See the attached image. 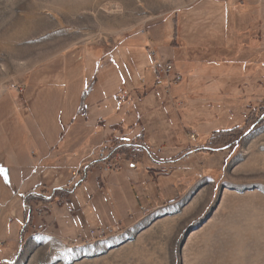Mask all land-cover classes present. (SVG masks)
Wrapping results in <instances>:
<instances>
[{"label": "rangeland", "instance_id": "rangeland-1", "mask_svg": "<svg viewBox=\"0 0 264 264\" xmlns=\"http://www.w3.org/2000/svg\"><path fill=\"white\" fill-rule=\"evenodd\" d=\"M0 169V264H264V0H0Z\"/></svg>", "mask_w": 264, "mask_h": 264}, {"label": "crops", "instance_id": "crops-1", "mask_svg": "<svg viewBox=\"0 0 264 264\" xmlns=\"http://www.w3.org/2000/svg\"><path fill=\"white\" fill-rule=\"evenodd\" d=\"M85 87L86 85L83 86V89L79 94L77 108L83 103L85 98H87V90ZM41 94L42 92L39 90V97L37 96V98H39L40 100L42 99ZM48 94L49 93L47 92L46 102H48V99L50 98V95ZM35 100L36 99H34L32 103L30 102V107L36 103ZM42 154L41 156H38L36 159L33 158L31 162L27 163L24 162L21 157L19 158V154H8V159H5L4 157L2 158V160L6 162V164H4L6 174L10 170L13 171V173L8 174L7 176L21 178V180L18 179L19 181H17V184H15V186L19 185L20 187L17 190L18 193H28L30 192L31 187L36 188L41 185L45 187L60 188L66 184L67 179L71 174L72 168H74L78 164L77 162V164L74 165L71 160H65L63 154H61V156L59 157L55 156L51 159H46V157H44ZM45 161H47L48 163L44 164ZM30 179H33L32 182L27 184L28 180L30 181ZM9 183L10 182H8V186L11 185ZM79 186L81 185H78V187Z\"/></svg>", "mask_w": 264, "mask_h": 264}, {"label": "built area", "instance_id": "built-area-1", "mask_svg": "<svg viewBox=\"0 0 264 264\" xmlns=\"http://www.w3.org/2000/svg\"><path fill=\"white\" fill-rule=\"evenodd\" d=\"M171 69H172V67L169 64L162 66V70H164L165 73H169L171 71ZM192 137H194V136H192Z\"/></svg>", "mask_w": 264, "mask_h": 264}, {"label": "snow or ice", "instance_id": "snow-or-ice-1", "mask_svg": "<svg viewBox=\"0 0 264 264\" xmlns=\"http://www.w3.org/2000/svg\"><path fill=\"white\" fill-rule=\"evenodd\" d=\"M0 171H4L3 169H0Z\"/></svg>", "mask_w": 264, "mask_h": 264}, {"label": "trees", "instance_id": "trees-1", "mask_svg": "<svg viewBox=\"0 0 264 264\" xmlns=\"http://www.w3.org/2000/svg\"><path fill=\"white\" fill-rule=\"evenodd\" d=\"M224 133V132H223Z\"/></svg>", "mask_w": 264, "mask_h": 264}]
</instances>
